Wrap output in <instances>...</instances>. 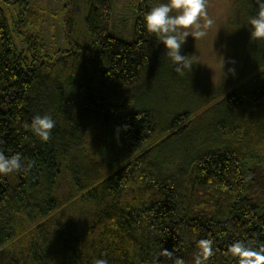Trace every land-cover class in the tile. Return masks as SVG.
<instances>
[{
	"label": "trees",
	"instance_id": "obj_1",
	"mask_svg": "<svg viewBox=\"0 0 264 264\" xmlns=\"http://www.w3.org/2000/svg\"><path fill=\"white\" fill-rule=\"evenodd\" d=\"M1 1L18 10L12 21L0 4V155L22 166L0 174V264H239L235 243L264 251V68L220 98L199 151L193 109L156 102L174 65L143 16L165 0H131L132 40L113 32L112 0H70L84 5L82 32L76 8L55 50L38 9ZM234 4L247 18L257 11L255 0ZM44 115L55 121L46 142L30 128ZM92 126L103 176L82 155ZM65 174L74 192L62 199Z\"/></svg>",
	"mask_w": 264,
	"mask_h": 264
},
{
	"label": "rangeland",
	"instance_id": "obj_2",
	"mask_svg": "<svg viewBox=\"0 0 264 264\" xmlns=\"http://www.w3.org/2000/svg\"><path fill=\"white\" fill-rule=\"evenodd\" d=\"M30 6L38 9L40 14L39 30L44 43L49 50L63 46V26L65 17L77 9V21L72 25L78 32H82V11L71 6L70 0H27ZM67 4L65 5V3ZM113 19L112 30L117 36L125 40H132L133 25L135 22L134 7L131 0H112ZM207 11L214 24L208 34L199 39L189 36L183 54L189 55L194 66L192 72L178 73L174 66V75L167 76L160 82V90L156 102L167 100L166 110L185 109L190 107L194 113V127L191 130V140L194 148L201 151L205 147L206 134L212 133L207 129L208 122H216L220 117L217 103L227 92H231L250 76L264 68V42H254L250 39L247 27L248 18L239 11L234 0H206ZM6 13L12 21L16 17L18 7L9 6L0 0ZM84 4V3H82ZM77 8V9H76ZM67 12L63 15V11ZM88 10V5H87ZM72 29V28H71ZM75 33V32H74ZM84 36V33H76ZM18 41L20 38L14 34ZM19 43V48H24ZM185 51V52H184ZM235 69V73L229 72ZM177 77L184 83V88ZM170 89V90H169ZM169 91V96H167ZM101 130L97 126L90 127L86 132V140L82 148L83 159L89 164L97 176L108 173L109 166L100 152ZM193 136V137H192ZM67 174L60 178L57 186V195L62 199L74 192ZM68 197V196H67ZM71 209V208H70ZM91 207L84 206V211L90 215ZM71 210H74L72 207Z\"/></svg>",
	"mask_w": 264,
	"mask_h": 264
},
{
	"label": "clouds",
	"instance_id": "obj_3",
	"mask_svg": "<svg viewBox=\"0 0 264 264\" xmlns=\"http://www.w3.org/2000/svg\"><path fill=\"white\" fill-rule=\"evenodd\" d=\"M257 11L247 20L250 39L264 42V0H255ZM146 31L152 34L163 45L165 55L170 59L178 73L192 72L194 61L183 48L189 36L194 39L203 38L212 28L214 21L209 17L206 0H165L153 7L143 16ZM235 73V69H229ZM55 121L47 115L33 118L30 128L42 141H48ZM19 154L12 157L0 155V174L7 175L21 168ZM203 256L206 259L211 249L206 242H201ZM231 251L239 257V264H264V251H254L237 242ZM97 264H105L99 260ZM196 264H201L200 256Z\"/></svg>",
	"mask_w": 264,
	"mask_h": 264
}]
</instances>
